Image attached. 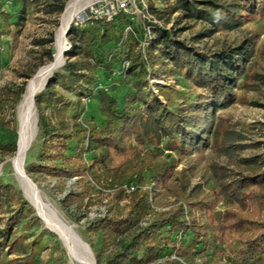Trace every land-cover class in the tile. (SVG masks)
Instances as JSON below:
<instances>
[{
  "label": "trees",
  "instance_id": "trees-1",
  "mask_svg": "<svg viewBox=\"0 0 264 264\" xmlns=\"http://www.w3.org/2000/svg\"><path fill=\"white\" fill-rule=\"evenodd\" d=\"M167 1H173L175 7H167V11L150 7L151 14L182 12L187 19L204 21L217 31L239 29L264 16V0ZM65 3L56 7L57 14L64 13ZM6 5L13 11L7 12ZM27 5L28 0H3L0 16L20 30ZM129 10L128 5L111 19L90 18L83 25L76 21L71 25L65 65L35 97L41 152L48 161L37 170L89 179L85 188H98L100 193L114 187L113 200L126 202L125 213L106 215L91 227L104 248L111 247L99 264H160L172 255L177 257L173 264H190L209 250L216 257L215 264H264V168L238 177L230 169L214 165L217 186L204 194L196 188L189 190L186 177L174 173L171 166L158 167L146 176L147 166L141 159L147 144L159 147L166 141L168 151L180 156L194 153L200 163L211 144L215 111L233 104L234 90L246 75L254 43L204 53L178 41L174 30L153 23L150 32L146 30L140 37ZM53 43L51 33L47 44ZM141 46L134 58L133 51ZM53 56L55 48L50 46L46 57L52 62ZM158 63L164 72L170 68L171 75L183 77L206 93L185 110H169L151 90L146 91L149 70L153 80L160 76ZM129 85L131 90L121 96L122 88ZM26 87L23 83L0 91V106L10 110L11 124ZM58 88L79 97V104L83 98L97 100L100 125L80 122L77 112L70 117L74 103L60 95ZM17 140L16 135L11 142H0L1 151L15 154ZM151 184L155 190L149 189ZM162 190L182 205L156 214L143 226L156 213L151 198ZM220 205L224 208L218 211ZM26 214L32 217L31 223L40 222L21 191L0 182V258L15 244V224ZM96 256L100 257L97 251Z\"/></svg>",
  "mask_w": 264,
  "mask_h": 264
},
{
  "label": "rangeland",
  "instance_id": "rangeland-1",
  "mask_svg": "<svg viewBox=\"0 0 264 264\" xmlns=\"http://www.w3.org/2000/svg\"><path fill=\"white\" fill-rule=\"evenodd\" d=\"M70 1L28 0V5L25 8V21L20 30L0 16V43L3 47V51L0 52V91L5 88L16 89L23 83L28 84L40 69L53 63L46 57V50L50 46L55 48V35L62 16V13H56V7L66 2L65 8H67ZM231 1L229 0V2ZM118 3H125L131 7L128 13L131 14L133 21L138 26L140 37L148 30L149 24L153 23L174 30L178 41L204 53L220 52L228 48H238L248 42L254 43L253 50L246 62V75L238 82L234 90L236 96L233 104L226 109L215 111L214 124L209 135L211 144L206 149L200 163L197 162L198 157L194 153L180 156L168 151L166 141L159 147L147 144L144 151L141 152V159L147 166L145 175L150 177L154 169L171 166L174 168V173H181L186 177L189 190L196 188L198 193L206 194L217 186L212 169L214 165L228 168L237 176L239 175L238 177L263 169L264 16L245 22L244 26L239 29L217 31L204 21L187 19L182 12L151 14L152 12L149 10L150 7H154L159 11H167V7H175L173 1L101 0L89 7L75 21L90 17V13L96 9L107 13L113 8L116 9ZM12 9L8 5L5 7L7 12H12ZM210 30H212V34H209ZM9 31L11 34H8ZM51 33L54 34L52 45L47 44ZM141 50L142 46L133 51L134 58L138 57ZM42 63H44L43 66H41ZM156 69L161 71L160 76L153 80L150 75L151 70H149L147 74L149 84L146 91L151 90L171 111L187 109L195 103L199 96L206 93L205 90L198 89L191 82L185 81L183 77L171 75L168 72L170 68L165 69L166 72H164L158 63ZM129 90H131V85L123 87L121 96H124ZM58 93L66 95L73 101L74 107L69 111L70 117L77 112L80 122L100 125L102 116L97 100L89 101L88 98H83L79 104L80 98L74 94L69 95L61 88H58ZM22 98L23 95L19 104ZM18 107L15 123L11 124L9 123L10 110L0 106V142L3 144L11 142L19 134ZM50 112L51 110L48 111V113ZM35 126L36 132L24 160V170L27 177L35 184V190L44 203L70 228L77 240L75 249L78 259L68 253L59 236L45 226L32 206L31 200L23 188L22 180L12 163V158L17 152L13 155L4 154L0 149V182L13 185L21 191L23 198L40 220L38 223H31L32 217L26 214L23 220L21 219L15 224L16 234L12 239L15 244L9 252L0 258V264H82L80 259H90L92 262L94 261V264H99L100 259L105 258L111 247L104 248L99 237L94 236L91 227L94 222L106 215L125 213L126 202L116 203L113 200L114 187L100 193L98 188L91 186L85 188L86 184L91 183L89 179L49 175L37 170L38 167L48 163L41 152L42 135L37 108L35 110ZM149 189L155 190L154 184H151ZM89 199L92 200V206H90ZM150 203L156 213L148 216L143 226L155 219L156 214L169 213L182 205L165 190L154 194ZM223 208L224 206L220 205L218 211ZM3 227L4 224L1 225V228ZM96 251L100 254L99 258L96 256ZM175 259L177 257L172 255L171 258L162 260L160 264H173L171 261ZM180 263L186 264L183 261ZM215 263L216 257L209 250L190 264Z\"/></svg>",
  "mask_w": 264,
  "mask_h": 264
},
{
  "label": "bare ground",
  "instance_id": "bare-ground-1",
  "mask_svg": "<svg viewBox=\"0 0 264 264\" xmlns=\"http://www.w3.org/2000/svg\"><path fill=\"white\" fill-rule=\"evenodd\" d=\"M101 0H71L62 14L59 28L55 35V60L50 65L56 66L55 69L43 67L39 74L35 76L26 87L21 103L19 104L17 114L19 120V145L16 155L12 158L15 170L20 176L23 188L26 191L28 198L31 200L32 206L35 208L38 216L44 222L45 226L53 233L57 234L67 249L68 253L77 258L76 254V238L70 231V228L59 219L58 216L50 210L44 203L40 195L35 190V184L27 177L24 170V160L32 144V138L36 132L35 126V97L39 94L54 72L63 67L65 61V48L67 47L68 38L66 33L74 23L75 19L81 14H84L89 7ZM103 1V0H102ZM35 140V139H34ZM90 258V257H89ZM78 259V258H77ZM80 259V258H79ZM82 264H94L90 259H80Z\"/></svg>",
  "mask_w": 264,
  "mask_h": 264
},
{
  "label": "built area",
  "instance_id": "built-area-1",
  "mask_svg": "<svg viewBox=\"0 0 264 264\" xmlns=\"http://www.w3.org/2000/svg\"><path fill=\"white\" fill-rule=\"evenodd\" d=\"M127 7H128V5L127 4H125V3H118V5H117V8L116 9H112L111 11H108L107 13H102V11H100L99 9H96V10H94V12H92V13H90L91 15H90V17H87V18H83L82 20H78L77 21V23L79 24V25H83V23L86 21V20H88V19H90V18H96V19H102V18H108V19H111L112 17H113V15H115L116 14V12L120 9H122V10H126L127 9ZM150 32V30H148V33ZM0 51L2 52L3 51V47L2 46H0ZM128 192H130L129 190H128Z\"/></svg>",
  "mask_w": 264,
  "mask_h": 264
},
{
  "label": "water",
  "instance_id": "water-1",
  "mask_svg": "<svg viewBox=\"0 0 264 264\" xmlns=\"http://www.w3.org/2000/svg\"><path fill=\"white\" fill-rule=\"evenodd\" d=\"M66 11V8H65V10H64V12ZM73 24V23H72ZM71 28V27H70ZM70 28H69V30H70ZM69 30H68V32H69ZM68 32L66 33V35L68 34ZM69 48H70V43L69 42H67V47L65 48V53L69 50ZM53 58H54V60H55V56H53ZM64 65H65V61H64ZM63 65V66H64ZM55 67L56 66H54V65H49V66H47V68H51V69H55ZM41 70V69H40ZM40 70L36 73V75L35 76H37L38 74H39V72H40ZM50 79H51V77L49 78V80L47 81V83L50 81ZM47 83L45 84V86L47 85ZM34 106L36 107V105H35V101H34ZM18 145H19V141L17 142V148H18Z\"/></svg>",
  "mask_w": 264,
  "mask_h": 264
}]
</instances>
